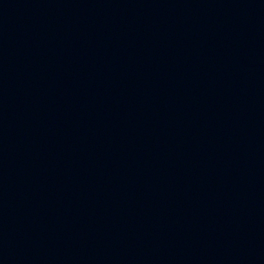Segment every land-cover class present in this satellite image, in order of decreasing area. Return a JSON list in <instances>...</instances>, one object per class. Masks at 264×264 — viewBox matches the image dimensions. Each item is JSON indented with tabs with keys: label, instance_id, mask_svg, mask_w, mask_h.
<instances>
[{
	"label": "water",
	"instance_id": "1",
	"mask_svg": "<svg viewBox=\"0 0 264 264\" xmlns=\"http://www.w3.org/2000/svg\"><path fill=\"white\" fill-rule=\"evenodd\" d=\"M0 264H264V0H0Z\"/></svg>",
	"mask_w": 264,
	"mask_h": 264
}]
</instances>
